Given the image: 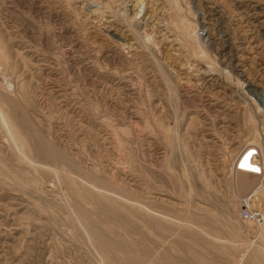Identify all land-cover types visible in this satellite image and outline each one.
Instances as JSON below:
<instances>
[{
	"label": "rangeland",
	"instance_id": "374dc122",
	"mask_svg": "<svg viewBox=\"0 0 264 264\" xmlns=\"http://www.w3.org/2000/svg\"><path fill=\"white\" fill-rule=\"evenodd\" d=\"M0 88L76 173L153 208L69 197L120 246L108 257L248 264L210 235L234 227L264 248L240 217L264 213V0H0ZM19 159L0 127V264H108L67 184Z\"/></svg>",
	"mask_w": 264,
	"mask_h": 264
},
{
	"label": "bare ground",
	"instance_id": "6f19581e",
	"mask_svg": "<svg viewBox=\"0 0 264 264\" xmlns=\"http://www.w3.org/2000/svg\"><path fill=\"white\" fill-rule=\"evenodd\" d=\"M11 97L12 96H9V94L7 95V93H6L5 90H3V89L0 88V127L4 131L5 135L9 137V139L12 142V144L18 150L21 161L23 163L25 162V163L29 164L33 169H35L36 171H38L39 172V175L42 178H51V179L55 180L56 182H58V183H60L62 185L63 184H67V186H68L67 193L64 192L65 193V199H66V202H68V204L73 208L71 210L73 211L74 215L76 216V219L78 220V222L80 223V225L82 226V228L85 230V232L87 234H90L91 233V234L94 235V237H96V242L101 247L100 249H102V251L100 253V254H102L101 255L102 258L105 259V256H107L106 259H108V264H116L115 261L116 260L119 261V258H121V257H119V258H116V257L110 258V257H108V255L111 252H115L118 248L120 249V246L118 247L117 244H115V243H113L111 241L110 242L113 243V244H115L116 247L110 246L109 245V244H111L110 242H109V244L107 243L109 240L106 241L105 240V236L104 235H101V233L99 232V230L95 226L92 227L91 226L92 224L91 225L89 224L91 222L90 219H89V217H88L89 216L88 215L89 212L85 209V207H82V206L85 205V202L88 199H93L94 201H96V203L99 206H101V208L102 207H105L108 210H114V209H118V208H121V209H126L127 208L126 210L129 213H132V214H134V210L135 209H138V211L139 210L140 211H143V212H145V214L147 213V214H153L154 215V211L152 210L153 208L151 206H149V204L146 205V204H143L142 202L138 203L137 201H134V200L128 201L126 197L124 198L120 194L116 193L117 192L116 191L117 188H116V190H114L115 189L114 186H112L110 184L108 185V183H103L102 180L99 177H96L95 178V177L92 176V174H88V173H84V174L76 173V171H74V167H76V164L71 161L72 160L71 158L69 159V157H70L69 155L70 154L68 155L69 157H66L63 154L65 152L63 151V153H62L61 150L57 149L55 147V145H53V142L51 143L50 141L46 140V137H45V139H43L41 137V136L44 135L43 134L44 132H41L42 129L40 131L39 130L40 128L38 129V126H35L34 123H32L33 121L32 122H29V120L26 117H24V115L23 116L18 115L19 110L20 109L22 110V108H19V103L16 102ZM14 97H15V95H14ZM23 106L24 105H22V107ZM26 112H24V113H26ZM28 116H29V114H28ZM31 116L32 115L30 114V117ZM33 117H31V118H33ZM33 119H35V118H33ZM35 121H37V120H35ZM39 126H41V125H39ZM28 135H31V136H34L35 137V140H36L35 141V144H32L31 145L30 143H28L27 141H25L23 139V136H28ZM255 163H260V169H261L260 170L261 171L260 174L264 176V164L261 161V159L258 158V157H256V162ZM18 167L20 168V166H18ZM250 167H251V165H250ZM75 169H77V168H75ZM248 170H250V168ZM27 172H29V171H27ZM79 172H80V170H79ZM258 173H259V171H258ZM246 175H248V173ZM31 176H33V175H31ZM96 176H98V175H96ZM250 176H251V174H250ZM249 178L250 177L248 175L246 177V179L244 180L245 187L248 186V183H250V181H251ZM37 181L38 180L35 179L33 182H35L37 184ZM110 186H112L114 189L111 188ZM69 197L70 198L73 197L74 199H76L77 201H79L82 206H80V207L78 206L77 207L76 206L77 203L76 204L74 203V199H73V201L71 203ZM241 199H243V198H241ZM92 202L93 201H91V203ZM68 204H67V206H69ZM93 205H95V204H93ZM161 212H162V210H161ZM163 214H164V212H163ZM142 216H144V215H142ZM157 216L159 217L158 220H157L158 221L157 222L158 223L157 225H159L161 227L164 226L163 225V222H164V219L163 218L165 216L163 217V216H160L158 214H157ZM170 218H172V217H170ZM167 222H168V220H167ZM91 223H93V222H91ZM80 225H79V227H80ZM155 225H156V222H155ZM163 229H164V227H163ZM234 229H235V227L233 228V230L231 228V232L232 233H230V234L231 235L233 234V235L229 239L223 237L220 234L219 235L218 234L216 235V234L211 233L210 235L213 236L214 240H218L217 242H222L225 246L229 247V249H231V251L229 250L230 251L229 253L231 255H234V251H235V253H237V252L240 253L239 254V258H241V260L246 259V262H248V264H264V248L259 247L257 245H254L251 241L246 240L244 238V236H243L244 234L242 235V232L240 234L239 232L234 231ZM241 230H242V228H241ZM86 236H88V235H86ZM261 239H263V238H261ZM97 243H95V244H97ZM155 243H157V242H155ZM122 251H123V249H122ZM124 251L127 254L126 253H122V254H126V255H123L122 258H121V260H126L127 261L126 264H141V263H143V264L144 263H147L148 264L149 263V260L150 259L147 260V261L145 260L147 257L140 258L141 256H139V258L138 257L135 258L136 256L135 257L134 256H131L128 253L129 252L128 250H127L128 252L126 250H124ZM119 252L120 251H118L117 253L119 254ZM236 255H234V256H236ZM115 256H118V255H115ZM119 256H121V255H119ZM201 256H203V255H201ZM111 257H112V255H111ZM156 257H154V258L156 260H158L159 258L157 257L158 258L157 259ZM106 259H105V261H107ZM151 259H152V257H151ZM126 261H124V262H126ZM150 261H154V260L152 259ZM159 261L161 262L162 260L159 259ZM159 261H157V262H159ZM202 261H204V259ZM151 264H156V262H154V263L152 262Z\"/></svg>",
	"mask_w": 264,
	"mask_h": 264
},
{
	"label": "built area",
	"instance_id": "2783aa9c",
	"mask_svg": "<svg viewBox=\"0 0 264 264\" xmlns=\"http://www.w3.org/2000/svg\"><path fill=\"white\" fill-rule=\"evenodd\" d=\"M251 202V201H250ZM240 217L244 220L252 221L256 224L264 223V213L262 210L254 208L252 205L246 203L240 211Z\"/></svg>",
	"mask_w": 264,
	"mask_h": 264
}]
</instances>
